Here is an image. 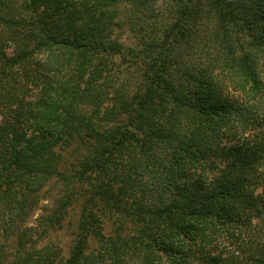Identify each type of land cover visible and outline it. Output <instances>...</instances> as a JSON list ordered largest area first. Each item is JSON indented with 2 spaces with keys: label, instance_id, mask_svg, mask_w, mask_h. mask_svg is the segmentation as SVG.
<instances>
[{
  "label": "trees",
  "instance_id": "1",
  "mask_svg": "<svg viewBox=\"0 0 264 264\" xmlns=\"http://www.w3.org/2000/svg\"><path fill=\"white\" fill-rule=\"evenodd\" d=\"M0 264H264V0H0Z\"/></svg>",
  "mask_w": 264,
  "mask_h": 264
},
{
  "label": "rangeland",
  "instance_id": "2",
  "mask_svg": "<svg viewBox=\"0 0 264 264\" xmlns=\"http://www.w3.org/2000/svg\"><path fill=\"white\" fill-rule=\"evenodd\" d=\"M226 83V80H221ZM70 150H57L55 153H58L61 158V167L66 169V172L71 171V164L74 162L73 157L70 154ZM62 187V183L58 180L53 181L43 188L42 196L43 198L39 200L37 206H31L27 226H35L37 223L38 217L43 212V207L47 206L52 208L55 204L52 198H56L60 194V189ZM78 218V208L77 205H74L69 209L68 216L65 218L63 227L54 233H52L51 238L56 245H59L65 253L68 252L70 246L73 242V231L75 230ZM109 225L106 224V231H109Z\"/></svg>",
  "mask_w": 264,
  "mask_h": 264
}]
</instances>
